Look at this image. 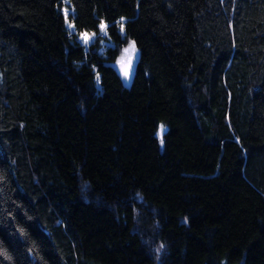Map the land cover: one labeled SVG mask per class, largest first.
I'll list each match as a JSON object with an SVG mask.
<instances>
[{"label": "trees", "instance_id": "obj_1", "mask_svg": "<svg viewBox=\"0 0 264 264\" xmlns=\"http://www.w3.org/2000/svg\"><path fill=\"white\" fill-rule=\"evenodd\" d=\"M0 264H264V0H0Z\"/></svg>", "mask_w": 264, "mask_h": 264}, {"label": "rangeland", "instance_id": "obj_2", "mask_svg": "<svg viewBox=\"0 0 264 264\" xmlns=\"http://www.w3.org/2000/svg\"><path fill=\"white\" fill-rule=\"evenodd\" d=\"M66 5H67V1H65ZM62 12L66 18V25L70 31V33H75L74 31V27L73 25L71 24L69 18L72 16L73 14V11L71 9V7L67 6V7H64L62 9ZM103 23V22H102ZM101 23V24H102ZM101 24L99 25V29H100V32L104 35H106V30L102 31L101 30ZM105 26L106 24L103 23ZM120 33L121 35H123V31H121L120 29ZM83 34H89V39H88V42L85 43L83 39H81V36ZM76 39L86 48L94 39H95V34L94 33H87V32H82V33H79L76 35ZM102 47L100 48V52L103 51L106 47L110 46L111 43L109 41H102ZM133 44L132 42H128L127 45L125 46V48L121 51L119 57L117 58V60L114 62L115 63H128L130 62L131 60L133 59H136L137 56H138V50L135 48V51L132 52V51H129V53H125V49H129L130 48V45ZM129 57H130V60H129Z\"/></svg>", "mask_w": 264, "mask_h": 264}, {"label": "water", "instance_id": "obj_3", "mask_svg": "<svg viewBox=\"0 0 264 264\" xmlns=\"http://www.w3.org/2000/svg\"><path fill=\"white\" fill-rule=\"evenodd\" d=\"M136 59L131 60L128 63H115L113 64V69L120 79L124 82L125 85H128L132 79L135 70ZM123 69H126L128 72L127 77L124 75Z\"/></svg>", "mask_w": 264, "mask_h": 264}, {"label": "snow or ice", "instance_id": "obj_4", "mask_svg": "<svg viewBox=\"0 0 264 264\" xmlns=\"http://www.w3.org/2000/svg\"><path fill=\"white\" fill-rule=\"evenodd\" d=\"M105 28H106V26L102 23V24H101V30L104 31ZM121 31H123V24H121ZM105 34H106V33H105ZM89 38H90V37H89V34H83V35L81 36V39H83L85 43L88 42V39H89ZM129 51H132V52L135 51V45H134V44H131L129 49H125V53H126V54L129 53ZM129 60H130V57H129ZM123 71H124V75H125V77H127V75H128L127 70H126V69H123ZM161 247H163V246H161Z\"/></svg>", "mask_w": 264, "mask_h": 264}]
</instances>
